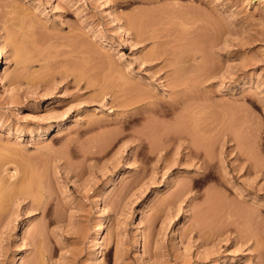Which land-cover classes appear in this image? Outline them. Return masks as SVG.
Listing matches in <instances>:
<instances>
[{
    "label": "rangeland",
    "instance_id": "1",
    "mask_svg": "<svg viewBox=\"0 0 264 264\" xmlns=\"http://www.w3.org/2000/svg\"><path fill=\"white\" fill-rule=\"evenodd\" d=\"M0 54L3 183L43 202L10 197L0 264H264V0H0ZM129 84L180 106L133 119Z\"/></svg>",
    "mask_w": 264,
    "mask_h": 264
},
{
    "label": "bare ground",
    "instance_id": "2",
    "mask_svg": "<svg viewBox=\"0 0 264 264\" xmlns=\"http://www.w3.org/2000/svg\"><path fill=\"white\" fill-rule=\"evenodd\" d=\"M148 10H149V9H148ZM146 11H147V10H146ZM150 11L152 12V9L149 10V12H150ZM141 12H142V14L145 13L144 11H141ZM147 12H148V11H147ZM149 12H148V13H149ZM151 12H150V13H151ZM137 14L139 15V14H141V13L139 12V13H136V15H137ZM142 14H141V16H142ZM146 14H147V13H146ZM143 15H144V14H143ZM147 15H148V14H147ZM130 16H132V15H130ZM144 16H145V15H144ZM141 18H143V16L140 17L139 20H138V16L136 17V16H134V14H133V16L130 17L131 22H132L131 26H132V25L135 26V27L137 28V30H138L139 27H141V26L144 25V23H143V21L141 20ZM144 18H145V17H144ZM144 18H143V20H145ZM128 19H129V18H128ZM139 21H140V22L142 21V22H141L142 25L139 24V23H140ZM191 21H192V20H191ZM191 21H190V23L194 22V21H192V22H191ZM131 22L129 21V23H131ZM188 22H189V21H188ZM188 22H187V23H188ZM140 25H141V26H140ZM133 26H132V27H133ZM121 27H123V26H121ZM121 27H120V28H121ZM156 28H157V27H156ZM156 28H155V29H156ZM157 29H158V28H157ZM138 31H140V28H139ZM138 31H137V32H138ZM141 31H143V28H142ZM141 31H140V32H141ZM142 34H144V33L142 32ZM151 35H153V34H151ZM151 35H150V36H151ZM155 35H156V36H153V37H156V38L159 37V36H157V34H155ZM147 36H149V35H146V37H147ZM160 36H161V35H160ZM137 37H139V38H137V39H140V40H138L139 42H140V41L143 42V40H144V41L146 40V39H144L145 37L143 38V36H141V35H138ZM151 38H152V37H151ZM147 39H148V37H147ZM149 39H150V38H149ZM157 39H158V38H157ZM154 40H155V38H154ZM157 41H159V40H157ZM142 42H141V43H142ZM187 50H190V49H187ZM191 50H192V49H191ZM191 50H190V51H191ZM194 50H195V49H194ZM198 50H199V49H198ZM171 51H172V50H171ZM175 51H176V50H174V52H175ZM185 51H186V49H185ZM185 51H184V52H185ZM190 51H189V52H190ZM196 51H197V50H196ZM196 51H195V52L192 51V53H191V54H192L191 56L194 58L193 61L195 62V64L191 65L190 67H192V68L194 67V68H196V69H197V68L199 69V67L201 68V67H204L205 65H203L204 63H203V64L201 63V66H200V64H198V63L196 62V61L199 60V57H198V55H196V53H198L200 50L197 51V52H196ZM174 52H173V53H174ZM177 52H178V51H177ZM179 52H183V51H182V50H181V51L179 50ZM186 52H187V51H186ZM173 53L171 52L170 54L173 55ZM187 53H188V52H187ZM174 54H175V56H176V52H175ZM179 54H180V53H179ZM179 54H178V55H179ZM188 54H189V53H188ZM158 55H159V54H158ZM172 55H171V56H172ZM183 55H184V54H183ZM185 55H186V54H185ZM185 55H184L183 57H185ZM189 55H190V54H189ZM156 56H157V55H156ZM156 56H154V57H156ZM160 56H161V55H160ZM152 57H153V55H152ZM152 57L150 56L149 58H151V60H152ZM154 57H153L154 60H156V58H157V60H158V57H159V56L156 57V58H154ZM179 57H180V56H178V57L176 58L179 62H173V63H174L173 66H176V67L179 66L178 63L181 62L180 59H183L182 56H181V58H179ZM146 59L148 60L147 57H146ZM170 59H171V58H170ZM176 59H175V60H176ZM173 60H174V58L170 60V63H171V61H173ZM184 60H185V59H184ZM195 60H196V61H195ZM149 61H150V60H149ZM152 61H153V60H152ZM193 61H192V62H193ZM1 62H2V57H1V54H0V66H1ZM183 62H185V61H183ZM192 62H191V63H192ZM173 63H172V64H173ZM191 63H190V64H191ZM169 65H170V64H169ZM185 65H187V64H185ZM188 65H189V64H188ZM202 65H203V66H202ZM171 66H172V65H171ZM183 66H184V65H182V67H181L182 69H184ZM186 67H187V66H185V69L190 68V67H188V68H186ZM177 68H178V67H177ZM181 68L177 69V71H174V73L177 72V73H175V74H179V73H178V70H180ZM194 68H193V69H194ZM174 69H175V67H174ZM185 69H184V70H185ZM201 69H202V68H201ZM203 69H204V68H203ZM175 70H176V69H175ZM184 70H183V71H184ZM179 72H181V71H179ZM182 73H184V72H182ZM182 73H181V74H182ZM175 74H174V75H175ZM176 76H177V75H176ZM179 76H181V75H179ZM179 76L176 77L177 79H175V80L178 81V78H180ZM180 79H181V78H180ZM180 79H179V81L182 80V79H181V80H180ZM0 80H1V77H0ZM173 81H174V80H173ZM177 81H174V82H173L174 84H173V83H172V84L170 83V84H171V85H170V86H171L170 90L172 89V94H173V92H174V94H176V93H177V94H180V93L182 92V90H180L182 87L180 88V86H179L178 84H177V85H178L179 87H177V85H176V83H175V82H177ZM179 83H181V82H179ZM129 85H130V86H126V87H125V89L128 91L127 93H126L125 89H123V90H124V92L127 94L126 96H128V95L130 94L129 96H131V97H130L131 99L127 100V98H126V101H127V102H126V101L124 102V100H123V98H122V100H123L122 102H123V103L121 102L122 104H121L120 106H123V107H124V109H123L124 112H126L127 115L129 114L128 116H130V117L133 118V119H134V117H136V118L141 117V115H144V113L147 112V111H148L147 113H149L148 115H150L151 117H152L153 115H155L156 117H157V116H159V117L162 116V117H163V116H166V115H168L169 113L173 112V110H174L176 107H179V106H180L181 101H179V99H176V98H175L174 100L161 101V100H160L161 97L159 96L160 98H159L158 100H160V102H156L155 97H154L153 94H152L153 91H151V94H150V93L148 92V91H149V90H148L147 92L145 91L147 94H145V93L143 94V93H142L143 89H142V91H141V90H140L141 88L138 87L139 89L137 88V91H135V90H136L135 85H134L135 90H132L134 87H133V88H130V87L132 86V84H129ZM168 86H169V85H168ZM170 86H169V87H170ZM243 86H244V83L241 84V87H240L241 89H240V90H243V89H244ZM127 87H128V89H127ZM117 88H118V87H117ZM117 88H116V89H117ZM177 88H178V89H177ZM179 88H180V89H179ZM242 88H243V89H242ZM105 89H106V87H105ZM105 89H104V92H105ZM108 89H109V88H108ZM108 89H107V90H108ZM110 89H111V88H110ZM112 89H113V88H112ZM120 89H121V87H119V89H118L117 91L120 92ZM129 90H130V91H129ZM131 90H132V91H131ZM138 90L141 91V93H138ZM183 90H184V89H183ZM110 91H111V90H110ZM117 91H116V92H117ZM121 92H122V91H121ZM129 92H130V93H129ZM143 92H144V91H143ZM184 92H185V91H184ZM114 93H115V92H114ZM153 93H154V92H153ZM107 94H108V93H107ZM118 94L123 95V92H122V93H118ZM138 94H139V95H138ZM140 94H142V95H140ZM177 94H176V95H177ZM102 95H103V92H102ZM104 95H105V94H104ZM121 95H119V96H121ZM176 95H175V96H176ZM242 95H243V94L240 92L239 96H242ZM123 96H125V95H123ZM123 96H122V97H123ZM172 96H173V95H172ZM175 96H173V97H175ZM111 97H112V102H113L114 100H116V98L118 99L117 93H116V95L111 94ZM170 97H171V96H170ZM177 97H178V96H177ZM120 98H121V97H120ZM120 98H119V99H120ZM128 98H129V97H128ZM156 98H157V97H156ZM124 99H125V98H124ZM162 99H163V98H162ZM120 101H121V100H120ZM117 103H118V102H117ZM119 103H120V102H119ZM129 107H130V108H129ZM120 109H121V108H120ZM130 109H131V110H130ZM176 109H177V108H176ZM176 109H175V110H176ZM121 115H122V114H121ZM124 115H125V113H124ZM122 116H123V115H122ZM125 116H126V115H125ZM138 116H139V117H138ZM123 119H124V118L120 119V120H121L120 123H122V122H125V123H126V121H123ZM133 119H132V121H133ZM130 120H131V119H130ZM117 121H118V120H117ZM118 122H119V121H118ZM134 122H135V121H134ZM125 123H122V125H125ZM127 123L129 124V123H131V122H130V121L128 122V120H127ZM87 124H88V123H87ZM128 124H127V125H128ZM129 125H131V124H129ZM148 126H149V125H148ZM150 126H151V124H150ZM150 126H149V128H150ZM120 128H121V127H120ZM128 128H129V127H128ZM126 129H127V128H126ZM149 130H150V129L147 128V131H148V132H149ZM151 130H152V129H151ZM151 130H150V131H151ZM52 131H53V129H51V128L47 129L45 133L41 134V137L44 138V139H47L48 142H49V140L52 139V136H53V134H54ZM179 131H180V129L178 130V132H179ZM178 132H177L176 134H178ZM181 132H182V129H181ZM181 132L179 133V136H180V134H181V136H183V134H182L183 132H182V133H181ZM134 134H135V133H134ZM136 134H137V133H136ZM141 134H142V133H141ZM141 134H139V135L141 136ZM150 134H151V133H150ZM150 134H149V135H150ZM186 134H187V133H186ZM131 135H132V134H131ZM139 135H138V136H139ZM143 135H144V134H143ZM143 135H142V137L144 138L146 135H148V133H147L146 135H144V136H143ZM167 135H169V134L167 133ZM167 135H166V136H167ZM138 136H137V137H138ZM170 136H171V134L169 135V137H170ZM173 136H177V135H174V134H173ZM173 136H171L172 139H175V138H173ZM179 136H177V137H179ZM132 137H134V136L132 135ZM135 137H136V136H135ZM161 137H163V135H162ZM184 137H185V136H183V138H184ZM143 138H138V139H139V140H142ZM147 138H148V137H147ZM149 138H150V137H149ZM186 138H188V137L186 136ZM186 138H185V139H186ZM113 139H114V137H113ZM166 139H167V137H166ZM168 139H169V138H168ZM144 140H145V138H144L142 141H144ZM147 140H148V139H146V141H144V142H145V143H148V145H151L153 141H152L151 143H149ZM164 140H165V139H164ZM51 141H52V140H51ZM71 141H72V140H71ZM111 141H112V140H111ZM137 141H138V140H137ZM161 141H162V140H161ZM168 141H169V140H168ZM165 143H166V142H165ZM179 143H181V142H179ZM185 143H186V142H185ZM189 143H190V142H189ZM137 144H138V143H137ZM153 144H156V143H153ZM163 144H164V143H163ZM7 145H8V144H7ZM7 145L5 144V146H7ZM140 145H142L141 147H145L147 144H145V146H143V143L140 144ZM158 145H159V144H158V142H157V146H158ZM166 145L168 146V143H166ZM191 145H192V144H191ZM2 146H3V145H2ZM5 146H4V147H5ZM161 146H162V145H161ZM163 146H164V145H163ZM163 146L161 147L162 149L164 148ZM195 146H196V147H194V148H197V149L200 148V146H198V144H196ZM19 147H20V146H19ZM102 147H103V146H102ZM149 147H150V146H149ZM151 147H153V145H151ZM151 147H150V149H152ZM159 147H160V146H159ZM189 147H190V146H189ZM2 148H3V147H2ZM7 148H8V147H7ZM7 148H5V149H7ZM98 148H99V147H98ZM136 148H138V147H136ZM155 148H156V147H155ZM155 148H153L152 150H154ZM165 148H166V146H165ZM191 148H193V145H192ZM9 149H10V150H9L8 152H11V154H12V153H13V152L11 151L12 149H11V148H9ZM14 149H15V148H14ZM14 149H13V150H14ZM52 149H53V147H52ZM197 149H196V150H197ZM0 150H1V149H0ZM15 150H16V149H15ZM101 150H102V149H101ZM155 150L157 151V148H156ZM199 150H200V149H198V151H199ZM3 151H4V153L6 152V150H3ZM190 151H191V149H190ZM198 151H196V153H197ZM239 151L242 152V148H241V150H239ZM249 151H250V150H249ZM249 151H248V152H249ZM8 152H7V153H8ZM192 152H193V151H192ZM199 152H200V151H199ZM199 152H198L197 155H199ZM245 152H246V151H245ZM251 152L253 153V151H251ZM1 153L4 155L3 152H1ZM14 153H15V152H14ZM14 153H13V154H14ZM243 153H244V152H243ZM246 153H247V152H246ZM2 154H0V155H2ZM5 154H6V153H5ZM9 154H10V153L6 154V155H8V156H6V157H9ZM11 154H10V156L12 157ZM240 154H241V153H240ZM253 154H254V153H253ZM3 155H2V156H3ZM192 155H193V153H192ZM200 155H201V154H200ZM247 155H248V154H247ZM193 156H194V155H193ZM253 156H255V155H253ZM249 157L251 158V155H250ZM249 157H248V158H249ZM14 158H15V157H14ZM197 158H198V157H197ZM199 158H201V157H199ZM199 158H198V160H199ZM253 158H254V157H253ZM0 159H2V157H1ZM11 159H12V158H10V160H11ZM5 160H6L5 158H3L2 160H0V168H1L3 165L7 166V164H5V162H7L8 160H6V161H5ZM10 160H9L8 164L10 163ZM193 160H195V159H193ZM198 160H196V161H197V162H200V160H199V161H198ZM16 161H18V160H16ZM14 162H15V159H14ZM14 162H13V163H14ZM13 163L11 162L10 164H12V165L15 164V165L17 166V163H18V162H17V163L15 162L14 164H13ZM195 163H196V162H195ZM195 163H194V164H195ZM203 163H204V162H203ZM201 164H202V163H201ZM195 165H196V164H195ZM18 166H19V165H18ZM18 166H17V167H18ZM7 167H9V166H7ZM197 167H198V166H197ZM2 168H3V167H2ZM2 168H1V169H2ZM7 169H8V168H7ZM200 169H201V168H200ZM4 170H6V168H4ZM4 170L2 169V171H0V174H1V172L3 173ZM16 170H17V168H16ZM21 172H22V170H21ZM23 172H24V171H23ZM25 175H26V173H25ZM25 175H23V176H25ZM0 176H1L0 179H2V177H4V175L2 176V174H1ZM13 176H14V175H13ZM13 176H12V177H13ZM27 176H28V175H26V177H27ZM31 176H32V173H30V177H31ZM20 177H21V176H20ZM26 177H25V178H26ZM32 177H33V178H36V174H35V176H34V173H33V176H32ZM32 177H31V180H32ZM18 178H19V177H18ZM37 178H38V177H37ZM37 178H36V179H37ZM5 179H6V178H5ZM19 179H20V178H19ZM19 179H18V180L15 179L13 182L11 181V182H12L11 185L8 184V186L6 185L7 183L4 185V183H5V181H3L4 179L0 180V217H2L1 215H4V214H3V211H4V210L7 211V209L10 208V207L7 208V204H8V203L10 204V202L12 201V200L10 199V197L12 198V195L14 196L15 194L17 195V193H18V194H20V193H22V194L25 193V195H24V194H23V195L26 196V194L28 195V193H31V194H29L28 196H30V197H31L32 195L36 196L35 194H33V193L31 192V189H33V187H31V189H30V186H31L30 184H32L35 180H34V181L32 180V181H31L32 183L28 184V182L30 181V180L28 179V181H27V182H24V183H25V184H24L23 182L20 183V182H19ZM21 179H24V177H22ZM25 180H27V178H26ZM37 180H38V179H37ZM7 181H8V180H7ZM38 181H39V180H38ZM3 182H4V183H3ZM8 183H9V182H8ZM22 183H23V184H22ZM36 183H38V182L36 181ZM36 183H35V185H36ZM38 184H39V183H38ZM32 185H33V184H32ZM186 186H187V185H186ZM186 186H185V187H186ZM35 187H37V185H36ZM35 187H34V188H35ZM185 187H184V188H185ZM188 187H190V186H188ZM186 188H187V187H186ZM186 188H185V189H186ZM38 189H39V187H38ZM189 189H190V188H189ZM189 189H187V190H189ZM33 190H34V189H33ZM33 190H32V191H33ZM181 190H182V189H181ZM191 190H192V188H191ZM34 191H36V190H34ZM34 191H33V192H34ZM38 191H40V190H37V191H36V194L38 193ZM13 192H14V194H13ZM178 192H179V191H178ZM183 192H184V191H183ZM183 192H181V193H183ZM41 193H42V191H41ZM22 194H21V195H22ZM37 195H39L38 200H37V198H36L37 196H36L35 198L32 197V200L34 199V200H33V203H34V204L37 203V202H39V203L42 202V201L39 200V198H40V196H41L40 193H38ZM180 196H181V195H180ZM180 196H178V197H180ZM41 197H42V196H41ZM9 199H10L11 201H10ZM35 199L37 200L36 202H34ZM209 200H210V199H209ZM8 201H10V202H8ZM211 201H212V199H211ZM39 203L37 204V206H35L37 209H42V210L44 209V211H48V209L45 210V208H44L43 206H42V207H38ZM42 203H43V202H42ZM44 203H45V202H44ZM47 203H48V202H46L45 204H47ZM40 205H42V204H40ZM40 205H39V206H40ZM8 206H10V205H8ZM35 207H34V208H35ZM45 207L47 208V207H48V204H47V206L45 205ZM6 211H5V212H6ZM44 211H42V212H44ZM7 212H8V211H7ZM40 229L42 230V228H40ZM103 229H105V222H104V221H101V223L99 224V230L102 231ZM27 230H28V223H27V222H23V224H22V226H21V228H20L19 234H20V235H24V234L27 232ZM38 230H39V229H38ZM38 230H37V232H38ZM39 231H40V230H39ZM208 231L211 232L210 230H208ZM40 232H41V231H40ZM39 234H40V233H39ZM140 249H141V250L143 249V248H142V245H140ZM20 256H21V255H20ZM141 256H142V258H143V253H141ZM20 259H23V256H21Z\"/></svg>",
    "mask_w": 264,
    "mask_h": 264
}]
</instances>
